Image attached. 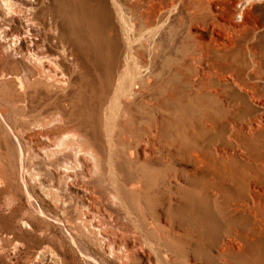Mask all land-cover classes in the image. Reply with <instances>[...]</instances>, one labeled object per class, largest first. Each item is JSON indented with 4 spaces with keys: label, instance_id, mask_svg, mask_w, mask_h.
<instances>
[{
    "label": "bare ground",
    "instance_id": "obj_1",
    "mask_svg": "<svg viewBox=\"0 0 264 264\" xmlns=\"http://www.w3.org/2000/svg\"><path fill=\"white\" fill-rule=\"evenodd\" d=\"M70 1L80 36L57 0H0V166L16 171L28 212L49 219L81 264H190L168 245L180 236L173 227L140 221L120 192L158 193L160 179L176 178L169 157L190 154L211 201L196 264H264V21L254 0ZM97 70L105 86L89 79ZM183 109L184 147L163 136L164 117ZM65 260L47 244L25 264Z\"/></svg>",
    "mask_w": 264,
    "mask_h": 264
},
{
    "label": "rangeland",
    "instance_id": "obj_2",
    "mask_svg": "<svg viewBox=\"0 0 264 264\" xmlns=\"http://www.w3.org/2000/svg\"><path fill=\"white\" fill-rule=\"evenodd\" d=\"M57 4L65 16V24L70 28L69 31L74 35L80 36V20L72 14L71 1L57 0ZM253 6L257 23L260 25L264 21V1L254 0ZM259 28L257 35L258 39L262 41L264 39H262L264 28ZM96 55L102 59L99 61L100 64L104 65L106 54ZM160 55L162 56L163 54ZM89 79L96 82L99 87L106 84L98 70L97 75L94 73ZM84 86L88 87V85ZM3 98L6 100L5 95H3ZM11 100H8V102ZM192 110L194 109L192 108ZM171 113L170 117H164L169 120L164 125V141L169 142L173 139V141H180L183 147L187 146L188 143L184 136L192 121L190 119L191 109L189 112L184 109L177 110L176 113L171 110ZM195 138L199 139L194 135ZM5 143L4 128L0 123V146H3ZM198 144H201V142ZM168 149L167 144H164L161 149V155L167 157ZM169 158L172 159V168L176 171V178L173 182L168 183L167 179H160L158 193L149 191L137 198L121 190V196L129 206V210L133 216L137 217L140 221L141 218L139 216L145 214L150 217L156 215L159 219L168 222L174 231L180 235L176 239L169 238L168 245L171 246L181 259L184 260L185 258L190 264H196L203 252V248L206 246L205 241H207L206 237L209 232L205 217L210 214L211 210L210 194L207 195L205 192L206 182L194 173V169L198 166V163L195 162L190 154L183 157L177 154L176 157ZM174 170H170L171 173ZM0 174L8 182L7 185L0 186V264H25L27 263V258L34 251H39L41 247L47 246V244H53L68 264H81L77 257L71 253L64 241L57 238L59 232L54 229L49 219L40 218L35 215L31 216L28 212V204L21 186L12 179V177L17 178L16 171L6 166H0ZM35 192L42 206L52 214L49 201L41 194L37 187L35 188ZM27 218L31 220L33 229L22 224V221ZM49 227L50 231L47 230ZM55 235L56 237L53 238ZM143 235L144 238L152 239L151 235Z\"/></svg>",
    "mask_w": 264,
    "mask_h": 264
}]
</instances>
